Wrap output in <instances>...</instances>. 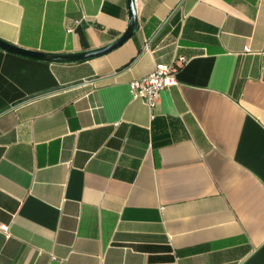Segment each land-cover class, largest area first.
I'll return each instance as SVG.
<instances>
[{"label":"crops","instance_id":"crops-1","mask_svg":"<svg viewBox=\"0 0 264 264\" xmlns=\"http://www.w3.org/2000/svg\"><path fill=\"white\" fill-rule=\"evenodd\" d=\"M134 6L99 56L0 49V264H264V0ZM128 22L127 0H0V39L28 50ZM178 59L155 106L131 97Z\"/></svg>","mask_w":264,"mask_h":264},{"label":"water","instance_id":"water-1","mask_svg":"<svg viewBox=\"0 0 264 264\" xmlns=\"http://www.w3.org/2000/svg\"><path fill=\"white\" fill-rule=\"evenodd\" d=\"M127 8H128V18H129L127 29L118 39H116L115 41H113L112 43L106 46H102L99 48H95L83 52L47 53V52L24 49L0 39V49L13 54L28 57L31 59L42 60L47 62H78V61L86 60L91 57L99 56L113 50L114 48L122 44L135 31L137 21H136L134 0H127Z\"/></svg>","mask_w":264,"mask_h":264},{"label":"built area","instance_id":"built-area-1","mask_svg":"<svg viewBox=\"0 0 264 264\" xmlns=\"http://www.w3.org/2000/svg\"><path fill=\"white\" fill-rule=\"evenodd\" d=\"M182 63L183 59H178L169 65L155 64L148 74L129 82L131 97L143 99L149 107L155 106L160 92L175 83L174 74Z\"/></svg>","mask_w":264,"mask_h":264}]
</instances>
